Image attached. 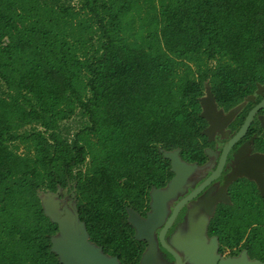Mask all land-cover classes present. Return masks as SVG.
<instances>
[{
  "label": "trees",
  "instance_id": "trees-1",
  "mask_svg": "<svg viewBox=\"0 0 264 264\" xmlns=\"http://www.w3.org/2000/svg\"><path fill=\"white\" fill-rule=\"evenodd\" d=\"M72 1L0 0V264H63L40 198L58 188L92 243L135 264L130 207L171 174L164 152L202 155L205 86L229 108L264 84V0ZM251 201L210 230L264 262Z\"/></svg>",
  "mask_w": 264,
  "mask_h": 264
},
{
  "label": "flooded vegetation",
  "instance_id": "flooded-vegetation-1",
  "mask_svg": "<svg viewBox=\"0 0 264 264\" xmlns=\"http://www.w3.org/2000/svg\"><path fill=\"white\" fill-rule=\"evenodd\" d=\"M208 89L210 97L205 90L200 98L202 155L190 160L178 150L184 167L177 173L171 165V174L151 184L143 200L130 207L139 219L138 225L128 220L136 240L135 264L252 260L244 238L238 243L231 236L222 241L215 233L219 225L213 226L216 230L212 232L210 221L218 208L228 211L232 206L252 205L256 190L264 196V188L261 193L254 178H264V107L235 138L250 111L264 98V84L257 83L254 94L229 108Z\"/></svg>",
  "mask_w": 264,
  "mask_h": 264
},
{
  "label": "water",
  "instance_id": "water-1",
  "mask_svg": "<svg viewBox=\"0 0 264 264\" xmlns=\"http://www.w3.org/2000/svg\"><path fill=\"white\" fill-rule=\"evenodd\" d=\"M260 88L261 87H259V89ZM259 92H261V90H259ZM263 107L264 98L250 111L243 127L235 138L243 134L255 112ZM177 152L178 150L166 151L164 152V155L171 160L172 169L178 173L180 167L184 166L180 163V158ZM254 178L256 179L258 187L262 193L264 188V178ZM60 191V188H58L56 192L46 191L50 195L45 202L42 201L40 196L45 214L55 222L58 227V232L51 239V250L58 255L60 262L63 264H117L118 260L116 257L105 254L101 247L89 240L85 225L79 219L72 196L69 200V206H64L62 209H59L60 204L58 197ZM54 198H57V200ZM58 209L60 211H58ZM129 220L135 225L139 224V219L136 214L130 210ZM220 264H264V262L257 259L246 260L240 258L227 260Z\"/></svg>",
  "mask_w": 264,
  "mask_h": 264
},
{
  "label": "rangeland",
  "instance_id": "rangeland-1",
  "mask_svg": "<svg viewBox=\"0 0 264 264\" xmlns=\"http://www.w3.org/2000/svg\"><path fill=\"white\" fill-rule=\"evenodd\" d=\"M65 1H68V0H65ZM72 3H76L74 0L72 1ZM208 85L205 86V90H206V93H207V97H210V93H209V89H208ZM78 122V117H72L70 118L68 121H65L63 122L65 125H71L73 128L75 127V125L77 124ZM23 146H20L19 148V151H22ZM50 194L48 192H40V196L42 198V201H46L47 197L49 196ZM70 193L67 191V190H61L59 192V197H58V201H59V204H60V208L59 209H62V207L64 206H69V200H70ZM55 200H57V198H54ZM53 200V201H55ZM58 209V211H60ZM247 260V259H246Z\"/></svg>",
  "mask_w": 264,
  "mask_h": 264
}]
</instances>
